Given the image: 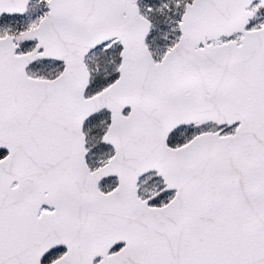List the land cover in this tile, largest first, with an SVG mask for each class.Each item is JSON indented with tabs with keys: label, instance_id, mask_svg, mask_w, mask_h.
Returning <instances> with one entry per match:
<instances>
[{
	"label": "snow or ice",
	"instance_id": "1",
	"mask_svg": "<svg viewBox=\"0 0 264 264\" xmlns=\"http://www.w3.org/2000/svg\"><path fill=\"white\" fill-rule=\"evenodd\" d=\"M0 264H264V0H0Z\"/></svg>",
	"mask_w": 264,
	"mask_h": 264
}]
</instances>
